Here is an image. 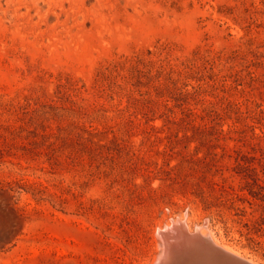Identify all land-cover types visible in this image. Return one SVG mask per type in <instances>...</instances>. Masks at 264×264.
Masks as SVG:
<instances>
[{
  "label": "rangeland",
  "instance_id": "1",
  "mask_svg": "<svg viewBox=\"0 0 264 264\" xmlns=\"http://www.w3.org/2000/svg\"><path fill=\"white\" fill-rule=\"evenodd\" d=\"M263 212L264 0H0V264H149L185 213L264 264Z\"/></svg>",
  "mask_w": 264,
  "mask_h": 264
},
{
  "label": "water",
  "instance_id": "2",
  "mask_svg": "<svg viewBox=\"0 0 264 264\" xmlns=\"http://www.w3.org/2000/svg\"><path fill=\"white\" fill-rule=\"evenodd\" d=\"M174 223L179 231L170 238V251L160 264H255L202 237L196 229L189 231L178 219Z\"/></svg>",
  "mask_w": 264,
  "mask_h": 264
},
{
  "label": "bare ground",
  "instance_id": "3",
  "mask_svg": "<svg viewBox=\"0 0 264 264\" xmlns=\"http://www.w3.org/2000/svg\"><path fill=\"white\" fill-rule=\"evenodd\" d=\"M187 213H185V215L181 216V215H178L179 217L178 218H172V221H167V223H160V225L158 226L160 229H163L162 232H160V237L158 238V252H157V255L150 261L149 264H160L161 261H162V257L163 255L166 253V251H170V243H171V237H173L176 233H178L179 231V226L177 224H175L174 222L176 221V219H178L179 221H181V223L187 228L191 230V226L189 225V222H188V218L186 217ZM207 221V220H205ZM172 222V223H171ZM202 224V223H201ZM157 227V228H158ZM196 230L199 232V234L204 237V238H208L210 240H212L214 243H216L217 245L225 248L226 250L238 255V256H241V254L234 250L232 247L228 246V245H225L221 242H219L218 239H216L211 233L210 231L208 230L207 228V225L206 223H203L202 225L196 227ZM159 231V230H158ZM193 232V229L192 231ZM172 233V236L169 235ZM244 258V257H243ZM251 262L254 263L253 260H251ZM256 264V262H255Z\"/></svg>",
  "mask_w": 264,
  "mask_h": 264
},
{
  "label": "trees",
  "instance_id": "4",
  "mask_svg": "<svg viewBox=\"0 0 264 264\" xmlns=\"http://www.w3.org/2000/svg\"><path fill=\"white\" fill-rule=\"evenodd\" d=\"M253 227L256 230L264 229V212L259 216V218L253 220Z\"/></svg>",
  "mask_w": 264,
  "mask_h": 264
}]
</instances>
